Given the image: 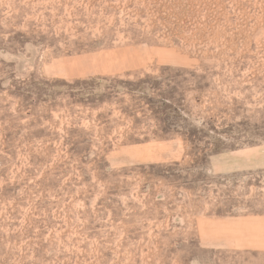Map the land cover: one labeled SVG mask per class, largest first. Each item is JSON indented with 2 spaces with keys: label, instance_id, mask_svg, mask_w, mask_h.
I'll use <instances>...</instances> for the list:
<instances>
[{
  "label": "rangeland",
  "instance_id": "obj_1",
  "mask_svg": "<svg viewBox=\"0 0 264 264\" xmlns=\"http://www.w3.org/2000/svg\"><path fill=\"white\" fill-rule=\"evenodd\" d=\"M0 264H264V0H0Z\"/></svg>",
  "mask_w": 264,
  "mask_h": 264
}]
</instances>
